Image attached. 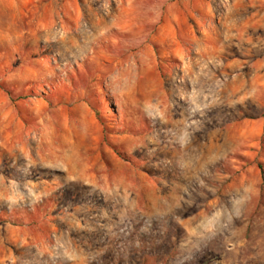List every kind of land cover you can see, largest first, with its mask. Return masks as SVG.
<instances>
[{"label": "rangeland", "instance_id": "1", "mask_svg": "<svg viewBox=\"0 0 264 264\" xmlns=\"http://www.w3.org/2000/svg\"><path fill=\"white\" fill-rule=\"evenodd\" d=\"M0 264H264V0H0Z\"/></svg>", "mask_w": 264, "mask_h": 264}]
</instances>
